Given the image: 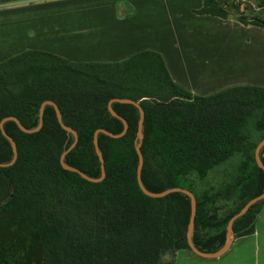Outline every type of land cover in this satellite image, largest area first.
Listing matches in <instances>:
<instances>
[{"label":"trees","instance_id":"1","mask_svg":"<svg viewBox=\"0 0 264 264\" xmlns=\"http://www.w3.org/2000/svg\"><path fill=\"white\" fill-rule=\"evenodd\" d=\"M219 1L205 0L193 14L228 18ZM241 14L237 20L242 25L264 27V22L248 21ZM112 98L130 99L144 111L141 180L148 191L179 187L193 193L183 185L191 175L205 178L239 155V198L248 201L264 192V172L254 160V150L264 139V87L239 86L191 97L173 83L162 57L153 51L104 64L71 63L27 50L0 62V121L13 116L25 129H33L40 104L53 101L63 124L78 137L65 163L89 177L100 176L92 144L95 130L119 134L123 129L107 110ZM112 109L128 127L118 139L98 135L105 170L99 183L61 168L59 157L73 138L59 126L51 106L45 107L36 133H23L12 121L4 124L16 144L17 159L0 168V246L8 251L20 246L16 263L163 264L166 253L191 252L185 238L189 198L181 193L158 199L142 194L134 150L138 111L119 103ZM11 157L10 145L0 133V163ZM260 159L264 165V147ZM195 200L192 242L201 250L198 224L206 228L208 223L201 220L203 208L196 196ZM263 205L264 200L256 203L234 221V236L254 232V219ZM238 212L225 219L223 230L209 236L208 244L223 245L227 222Z\"/></svg>","mask_w":264,"mask_h":264},{"label":"crops","instance_id":"2","mask_svg":"<svg viewBox=\"0 0 264 264\" xmlns=\"http://www.w3.org/2000/svg\"><path fill=\"white\" fill-rule=\"evenodd\" d=\"M204 1L109 0L105 5L52 8L49 13L65 19L60 24L46 20L41 38L29 50L71 63L104 64L153 51L162 57L173 83L191 97L239 86L264 87V27L245 26L234 17L193 14ZM253 226L251 235L235 236L222 257L199 259L212 261L207 264H264V205ZM192 256L178 250L171 264H202Z\"/></svg>","mask_w":264,"mask_h":264},{"label":"rangeland","instance_id":"3","mask_svg":"<svg viewBox=\"0 0 264 264\" xmlns=\"http://www.w3.org/2000/svg\"><path fill=\"white\" fill-rule=\"evenodd\" d=\"M106 2L109 0H0V62L33 47L37 39L41 38L39 35L43 34L40 30L46 20L50 24H53L51 21L54 24L62 23L65 18L60 20L61 14L49 13L53 12L52 8L85 3L105 5ZM219 3L229 17L237 19L240 12L248 21L255 19L264 22V0H220ZM240 161L241 157L235 155L226 164L209 172L205 178L198 179L191 175L183 182L184 187L193 191L197 202L203 208L201 220L208 223L206 228L199 224L197 228L200 249L203 251L213 252L220 248L218 242L208 244L206 240L209 236L218 234L216 232L219 229L223 230L225 219L240 211L247 202L246 199L239 198L238 187L235 185L237 177L241 175L238 170ZM3 248L5 247L0 246V264H20L16 263L19 258L17 254L22 252L20 246L16 245L11 251ZM12 252L16 254L12 255ZM174 254H164L161 258L163 264H171ZM192 258L202 264L212 262L202 261L195 255Z\"/></svg>","mask_w":264,"mask_h":264},{"label":"water","instance_id":"4","mask_svg":"<svg viewBox=\"0 0 264 264\" xmlns=\"http://www.w3.org/2000/svg\"><path fill=\"white\" fill-rule=\"evenodd\" d=\"M113 103H119V104H128V105H132L134 106L137 111H138V123H137V131H136V138L134 141V150L135 153L137 155V169H136V182H137V186L139 188V190L142 192L143 195L149 197V198H153V199H158V198H163L171 193H181L183 195H185L186 197L189 198L190 200V216H189V220H188V225H187V230H186V234H185V238H186V243L187 246L189 248V250L197 257L201 258V259H208V260H212V259H217L222 257L231 247V244L235 238L234 233H233V223L235 220H237L238 218L242 217L243 215L246 214V212L256 203L261 202L264 200V192L261 193L260 195L248 200L245 205L243 206V208L236 213L235 215H233L227 222L226 228H225V241L223 243V245L218 248L216 251L213 252H206V251H201L199 250L197 247H195V245L192 242V236H193V232H194V220H195V215H196V200L195 197L193 195L192 192L183 189V188H179V187H175V188H170V189H166L162 192L159 193H154V192H150L147 189H145V187L142 184V180H141V170H142V166H143V157L140 151V147H141V143H142V139H143V133H142V129H143V121H144V111L142 109V107L140 106L139 103L134 102L130 99H122V98H112L108 101L107 103V110L110 114L111 117L119 120L122 125H123V129L119 134H112L109 131L105 130V129H97L95 130V132L93 133L92 136V144H93V148H94V152L95 155L99 161V168H100V176L99 178H93V177H89L86 174H84L83 172H81L80 170H78L77 168H74L72 166H69L65 163V156L76 146L77 144V133L65 126L63 124L62 121V117H61V113L57 107V105L51 101V100H45L40 104L39 107V120H38V124L35 128L33 129H25L21 123L19 122V120L13 116H9V117H5L0 121V133L2 134V136L8 141L10 148H11V152H12V157L11 160L7 163H0V168H7L12 166L17 159V148H16V144L14 142V140L8 136L4 130V124L6 122L12 121L16 124V126L19 128V130L25 134H33L38 132L42 125H43V112L45 107L47 106H51L54 110L55 116H56V120L59 124V126L62 128V130H64L67 134H71L73 141L71 143V145L64 150L60 157H59V164L61 166V168L65 171L68 172H72L77 174L78 176H80L83 180L90 182V183H99L101 182L104 177H105V170H104V160L102 157V154L99 150V146H98V135L99 134H104L112 139H118L121 138L125 135L126 130H127V123L125 121L124 118H122L121 116H119L113 109H112V104ZM264 147V139H262L256 146L255 150H254V160L256 163V166L261 169L264 172V165L261 162L260 159V151L261 149Z\"/></svg>","mask_w":264,"mask_h":264}]
</instances>
